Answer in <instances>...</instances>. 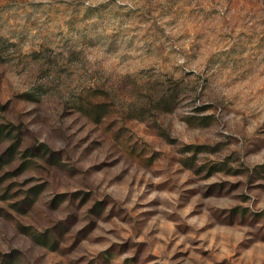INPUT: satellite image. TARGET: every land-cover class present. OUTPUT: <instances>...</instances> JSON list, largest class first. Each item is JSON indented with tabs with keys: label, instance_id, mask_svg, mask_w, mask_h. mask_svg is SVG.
Listing matches in <instances>:
<instances>
[{
	"label": "clouds",
	"instance_id": "obj_1",
	"mask_svg": "<svg viewBox=\"0 0 264 264\" xmlns=\"http://www.w3.org/2000/svg\"><path fill=\"white\" fill-rule=\"evenodd\" d=\"M262 125L264 0H0V264H264Z\"/></svg>",
	"mask_w": 264,
	"mask_h": 264
},
{
	"label": "rangeland",
	"instance_id": "obj_2",
	"mask_svg": "<svg viewBox=\"0 0 264 264\" xmlns=\"http://www.w3.org/2000/svg\"><path fill=\"white\" fill-rule=\"evenodd\" d=\"M262 127H264V125H262ZM196 147L199 150L202 146H196ZM228 159H229V157H225L224 161L209 162L208 164L201 165L197 171L203 170L205 167L208 168V172L206 173V175H211L213 173V171H216V172L223 171L224 168L227 166V160ZM194 163H195V161L193 158H188V162L186 163L185 166L186 167L191 166ZM7 175L8 174L5 173V176H7ZM0 179H2V178H0Z\"/></svg>",
	"mask_w": 264,
	"mask_h": 264
}]
</instances>
